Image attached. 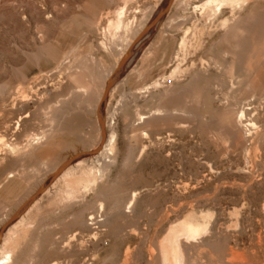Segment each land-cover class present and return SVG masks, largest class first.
I'll use <instances>...</instances> for the list:
<instances>
[{
    "label": "rangeland",
    "instance_id": "rangeland-1",
    "mask_svg": "<svg viewBox=\"0 0 264 264\" xmlns=\"http://www.w3.org/2000/svg\"><path fill=\"white\" fill-rule=\"evenodd\" d=\"M203 1L0 0V228L97 148L104 86L128 55L101 110L116 141L99 189L42 197L9 264H173L159 242L182 220L206 227L182 237L185 264H264V0L208 22ZM118 9L126 43L106 36Z\"/></svg>",
    "mask_w": 264,
    "mask_h": 264
},
{
    "label": "bare ground",
    "instance_id": "bare-ground-1",
    "mask_svg": "<svg viewBox=\"0 0 264 264\" xmlns=\"http://www.w3.org/2000/svg\"><path fill=\"white\" fill-rule=\"evenodd\" d=\"M255 1H257V0H255ZM167 2H168V0H167ZM244 3H246L245 0H205L200 5L196 6V8L201 13H203L204 15L207 16V18H208L207 22H208L212 17L215 16V14L218 11L221 10V8H223V9L224 8H230L231 11H232V10H235L236 8H240L241 9V6H243ZM167 5H166V7H167ZM244 6H246V5H244ZM161 12L157 15V18L154 20L155 23H154L153 26H155V24H157L160 21V19L162 18V16L160 17ZM122 14H123L122 13V10H119L118 9L117 13L115 14V19L113 20V22H111L109 24L108 30H106V32H107L106 33L107 35L105 34L106 36L109 35V36H112V37H114V36L117 37L119 31H120V34H121V32H123L124 36L126 35V32L128 31L129 27H128V24H126V23L124 24L123 23V21H122L123 20L122 19V16L123 15ZM258 14H260V13H258ZM263 22H264V19H263ZM152 27H150L146 32H148ZM194 31H196V30H194ZM255 32H257V31H255ZM103 33H104V31H103ZM256 34L259 35L260 33L258 34V32H257ZM189 35H191V34H189ZM124 36L122 35V36H120V38L123 37L125 39ZM116 37H115V39H116ZM109 38H111V37H109ZM118 38L116 40H119L120 39V38L119 39ZM123 38H122V40H123ZM192 38H194V39L196 38V33H193L192 34ZM115 39H114V41H115ZM124 42L126 43V39L124 40ZM188 42H190V41H188ZM129 44L128 45L125 44L126 45V48L125 49L123 48L124 49L123 50V53L127 49V47L129 46ZM187 44L188 43L186 42V40L182 42V46L184 48L187 46ZM230 48L228 50H231ZM223 52L225 53V51H223ZM230 52L231 51H229L228 54ZM231 53H233V49H232V52ZM119 59H120V57H119ZM127 59H128V55L125 54L121 58V61L119 62L118 66L116 67V69L113 72V74L109 77V79L105 83V86H106V84H107L108 81L111 82L110 86L106 90V95L103 98L102 102L100 100L101 104L99 102V105H98L99 114L97 112V120H98V117L99 116L101 118V110H102V107L105 105V101H106V98H107V96L109 94V91L112 89V86L114 85L115 81L119 77L121 69L125 66V64H127ZM175 70L176 71L179 70L178 66L175 68ZM158 84H160V83L157 81V82H154L152 85H147L144 88V91L145 90L147 91V89L150 90V88L152 86H158ZM105 86H104V90H105ZM104 90H103V92H104ZM140 92L141 91H139V93ZM98 108H97V111H98ZM156 112L159 113L160 111H156ZM156 112L155 113L152 112L151 114L152 115H158V114H156ZM112 115L110 116V118H108L109 119L108 121H106L105 119L104 120L102 119L103 124H102V127L100 126L101 135H100V140H99V142H98V144L96 146L97 148L94 151L93 150H89V154H82V155H79V156L75 155L72 158L68 159L63 164H61V166L59 167V169L40 188L41 190L38 189V190H40V192L30 202H28L27 204H25L26 201H27L26 200L17 209V211L20 210V212L16 216H13L15 213L13 215H11V217L8 219V221L2 226V228H0V264H9V259L11 257V254H12L13 250L16 247L15 243L13 241H11V238L12 237L14 238V235L17 234V233L18 234H21L22 233V230L25 229L28 225H30V223H31L30 220L33 219V218H31V215L32 216H33V214L36 215V213L38 212V210L40 208L39 201L42 200L41 199L42 197H45V199L47 201V204L50 205V204H53V203H58L59 204L60 202H63L64 200L67 201V200H71L73 198H76L78 196V192L80 193L81 191H83L85 189L86 190L89 189V190L94 191V192L97 191V188L99 186L98 185L99 184L98 181L102 178L103 169L106 166L105 164H109V163L111 164L113 162V160H114L112 158L113 157L112 154L114 152V146H115L114 145V141H116L115 140L116 134H115V130L113 128V123H114L113 118L114 117ZM243 116H244V111H242L240 113V116H239V123L240 124H242L241 122H242ZM146 117H147V115H146ZM146 117H144V115L143 116L140 115L138 117V119L141 120V122H142V120L146 119ZM138 119H136V120H138ZM141 122H139V123H141ZM244 125H246V124H244ZM252 125L253 124H251V126ZM248 126H250V125H248ZM244 127H246V126H244ZM241 129H242V127H241ZM44 133H46V131ZM44 133L42 135H39V136L38 135H36L35 137L32 136V137H34V139L30 136V139L31 138L33 139V143H31L32 144L31 145L32 147H35V146L37 147L39 144L47 143V141H48L47 136L50 133L47 132L48 133L47 136ZM102 136H103V140L101 142ZM1 141H3L2 138H1ZM30 142H31V140H30ZM10 146H12V145H10ZM31 146H28L29 149H30ZM22 149L24 150V149H26V147H24ZM29 149H28V151H29ZM25 151H27V150H24L22 152H25ZM28 154H24L23 155L24 156L23 158L27 157ZM85 155H87L88 157H85L84 158L83 156H85ZM10 176H12V175H9L8 177H10ZM132 196H135V195L133 194ZM133 199H131V200H133ZM24 204H25V206H24V208H22ZM99 209H101V208H99ZM94 218H95L94 215L91 214V216H90V218L88 220L91 221V223H92V221L94 220ZM205 230H206V227L205 226H202V225L197 224V223H191V222H188L186 220H182L179 223L177 222V224L175 226L170 227L168 229V231H166L167 233L165 234V236L159 242V253H160V256H161V260L164 261V262L165 261L167 262V260H170L171 259V261L173 262V264H185V261L187 260V258H188L187 256L188 255H186V253H184V249L181 247V244L183 243L182 241L185 238H187V240L185 239L186 240L185 242H187L188 239L190 240V238H192V240H193V238H196L197 236H199ZM182 237H183V239H182ZM181 239H182V241H181ZM186 246L184 245L185 249H187ZM234 252H236V251L234 250ZM234 252H233V254H234ZM238 253L236 252L235 254L238 255ZM227 255H226V258H228ZM231 255H229V256L231 257ZM230 257L228 259H230ZM236 258L238 259L237 256H236ZM236 258H234V259L236 260ZM240 259H241V261H243L241 257L239 258V261H240ZM246 260H247L246 263L249 264L248 263V260L249 259H245V261ZM221 261H223V262H221ZM221 261H219V262L217 261L218 263L216 262V264H222V263H224V258L221 259ZM226 262L224 264H239V263L240 264H243V263L246 264L245 262H242V263L241 262H238V260L237 261H231V262L230 261H226ZM249 262H251V261L249 260ZM164 264H167V263H164ZM170 264H172V263H170Z\"/></svg>",
    "mask_w": 264,
    "mask_h": 264
},
{
    "label": "water",
    "instance_id": "water-1",
    "mask_svg": "<svg viewBox=\"0 0 264 264\" xmlns=\"http://www.w3.org/2000/svg\"><path fill=\"white\" fill-rule=\"evenodd\" d=\"M172 0H168V2H167V4L168 3H170ZM125 61V60H124ZM123 61V62H124ZM110 84H111V82L110 81H108L107 82V84H106V86H105V90H104V92H103V95H102V97H101V102H102V100H103V98L105 97V95H106V90L108 89V87L110 86ZM101 102H100V104H101ZM98 114H99V108H98ZM96 115H97V113H96ZM98 121H99V124H100V126L102 127V124H103V122H102V118H100V116L98 117ZM102 140H103V136H102V139H101V142H102ZM82 154H89V151H83V152H79L78 154H77V156H79V155H82ZM41 190V189H40ZM40 190H37L34 194H32L28 199H27V201H26V203L25 204H27L28 202H30L39 192H40ZM25 204L23 205V207L22 208H24V206H25ZM20 212V210L19 211H16L15 212V214L13 215V216H16L18 213ZM12 216V217H13ZM2 228V227H1Z\"/></svg>",
    "mask_w": 264,
    "mask_h": 264
}]
</instances>
